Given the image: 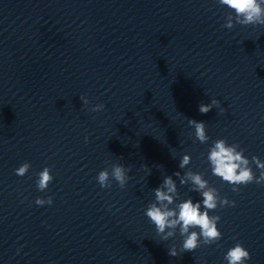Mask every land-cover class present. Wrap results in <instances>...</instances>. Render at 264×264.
<instances>
[{
    "label": "clouds",
    "instance_id": "9594fccd",
    "mask_svg": "<svg viewBox=\"0 0 264 264\" xmlns=\"http://www.w3.org/2000/svg\"><path fill=\"white\" fill-rule=\"evenodd\" d=\"M216 3L229 9L225 16L226 22L222 25L224 28L233 29L236 24L252 27L264 26V0H216ZM80 100L85 106L90 103L86 96H81ZM219 105L218 100L212 99L210 103H201L199 112L207 114ZM104 107L103 104H96L90 110L99 112ZM187 122L190 127L194 128L196 140L202 144L209 141L205 122H198L195 119H188ZM87 140L86 136L85 142ZM244 151L238 144H229L226 138H218L213 141L207 154L212 174L230 184L234 193H239L242 185L255 183L264 186V161L257 156H252L249 160L244 155ZM190 162V155L185 154L179 161V167L184 169ZM253 165L259 170V176L253 172ZM30 167L29 162H24L14 170V173L23 177L28 173ZM130 171L131 169L126 168L123 164H112L110 170L109 168L101 170L96 179L102 189L111 188L113 180L123 189L130 179ZM51 173V168L47 166L37 173L36 186L39 191H45L52 183L54 177ZM174 175L179 178L181 185L191 183V191L199 193L202 200L194 202L189 197L176 203L179 197L176 181L172 176H165L163 183L153 189L155 199L146 207L145 215L154 224L157 235L163 241L175 237L177 231L179 232L183 238L180 251L178 252L175 246L168 249V254L176 257L184 252H193L201 244L218 243L222 238V233L217 226L221 217L210 215V212L215 211L218 207H235L236 202L222 197L215 187L209 185L202 173L189 170L183 175L180 172H175ZM52 203L51 196L46 199L37 197L35 200V204L38 206L52 205ZM174 204V207H170ZM224 259L227 264H246L251 259V255L240 242H237L228 249Z\"/></svg>",
    "mask_w": 264,
    "mask_h": 264
}]
</instances>
